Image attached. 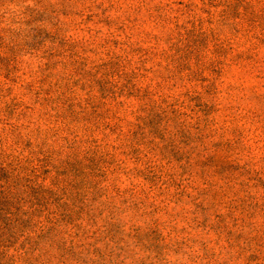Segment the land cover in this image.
<instances>
[{
	"label": "rangeland",
	"instance_id": "rangeland-1",
	"mask_svg": "<svg viewBox=\"0 0 264 264\" xmlns=\"http://www.w3.org/2000/svg\"><path fill=\"white\" fill-rule=\"evenodd\" d=\"M0 264H264V0H0Z\"/></svg>",
	"mask_w": 264,
	"mask_h": 264
}]
</instances>
